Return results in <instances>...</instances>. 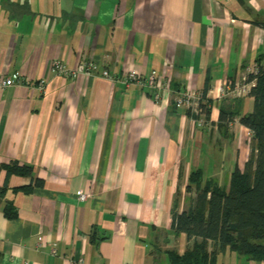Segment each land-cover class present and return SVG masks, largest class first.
Returning <instances> with one entry per match:
<instances>
[{
	"label": "crops",
	"instance_id": "crops-1",
	"mask_svg": "<svg viewBox=\"0 0 264 264\" xmlns=\"http://www.w3.org/2000/svg\"><path fill=\"white\" fill-rule=\"evenodd\" d=\"M53 60L96 67L65 76ZM263 62L264 0H0V78L20 80L0 88V264H171L167 251L189 245L172 227L195 196L189 173L227 185L249 154L237 117L252 97L217 88ZM102 70L154 71L167 89L155 102ZM184 89L203 94L207 117L173 103ZM220 110L236 117L225 125ZM11 160L42 185L20 190L33 181L7 174ZM214 264L264 262L224 249Z\"/></svg>",
	"mask_w": 264,
	"mask_h": 264
},
{
	"label": "trees",
	"instance_id": "trees-1",
	"mask_svg": "<svg viewBox=\"0 0 264 264\" xmlns=\"http://www.w3.org/2000/svg\"><path fill=\"white\" fill-rule=\"evenodd\" d=\"M252 78L248 93L252 110L237 117L251 131L247 159L242 169L233 167L227 185L202 178L200 169L189 173L185 190L193 189L195 196L188 210L172 211V227L186 234L189 245L182 255L167 251L171 264H214L215 255L224 249L264 262V62L257 64L256 74L249 76ZM207 103L202 94L200 110L205 117L209 113ZM235 117L220 110L218 120L226 125ZM1 167L7 174L32 178L28 165L11 160ZM32 181L33 185L20 190L27 193L43 183L38 178ZM3 215L15 218L11 202H4Z\"/></svg>",
	"mask_w": 264,
	"mask_h": 264
},
{
	"label": "built area",
	"instance_id": "built-area-1",
	"mask_svg": "<svg viewBox=\"0 0 264 264\" xmlns=\"http://www.w3.org/2000/svg\"><path fill=\"white\" fill-rule=\"evenodd\" d=\"M95 64L92 61L78 62L74 68H69L63 63L53 60L51 62L50 71L55 74H62L65 76L73 75L76 72L80 71L86 75L93 74L95 70ZM257 72V66H251L246 68L245 75L241 78L240 82L233 83L228 81H222L217 88L218 97H223L229 95L230 97L236 96H248L249 89L254 83V78L249 79V76H254ZM100 76L107 79L110 82H116L124 87H130L131 85L146 88L149 91L150 97L153 101H157L160 97L159 92L161 90H166V84H158L156 80V73L151 71L146 77H143L134 70H129L121 76H116L109 74L106 70L99 72ZM20 80L14 77H5L0 78V88H6L18 84ZM45 82L44 80H39L37 82V90L44 92ZM172 101L176 106H184L189 108H194L197 111H200L201 103V94L192 91L190 89H184L181 91H175L172 93ZM204 123L203 120H198L196 125L202 126ZM79 200H84L86 194L83 192H77ZM75 264H84L81 260L76 261Z\"/></svg>",
	"mask_w": 264,
	"mask_h": 264
},
{
	"label": "rangeland",
	"instance_id": "rangeland-1",
	"mask_svg": "<svg viewBox=\"0 0 264 264\" xmlns=\"http://www.w3.org/2000/svg\"><path fill=\"white\" fill-rule=\"evenodd\" d=\"M223 176V172L222 175ZM216 182H218L219 184H224V182L226 181V178L220 177V178H213Z\"/></svg>",
	"mask_w": 264,
	"mask_h": 264
}]
</instances>
